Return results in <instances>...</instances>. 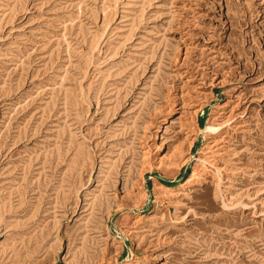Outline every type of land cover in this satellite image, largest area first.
Listing matches in <instances>:
<instances>
[{"label":"rangeland","instance_id":"374dc122","mask_svg":"<svg viewBox=\"0 0 264 264\" xmlns=\"http://www.w3.org/2000/svg\"><path fill=\"white\" fill-rule=\"evenodd\" d=\"M0 264H264V0H0Z\"/></svg>","mask_w":264,"mask_h":264},{"label":"bare ground","instance_id":"6f19581e","mask_svg":"<svg viewBox=\"0 0 264 264\" xmlns=\"http://www.w3.org/2000/svg\"><path fill=\"white\" fill-rule=\"evenodd\" d=\"M212 128H214V127H212Z\"/></svg>","mask_w":264,"mask_h":264}]
</instances>
